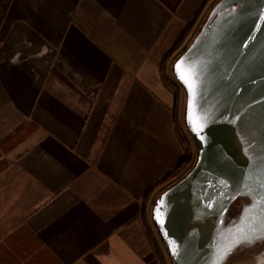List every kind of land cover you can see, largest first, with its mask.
I'll use <instances>...</instances> for the list:
<instances>
[{
  "label": "crops",
  "instance_id": "1",
  "mask_svg": "<svg viewBox=\"0 0 264 264\" xmlns=\"http://www.w3.org/2000/svg\"><path fill=\"white\" fill-rule=\"evenodd\" d=\"M202 0H0V264H161L146 192L185 153L159 65Z\"/></svg>",
  "mask_w": 264,
  "mask_h": 264
},
{
  "label": "water",
  "instance_id": "2",
  "mask_svg": "<svg viewBox=\"0 0 264 264\" xmlns=\"http://www.w3.org/2000/svg\"><path fill=\"white\" fill-rule=\"evenodd\" d=\"M173 71L193 170L156 201L173 264H264V0H220Z\"/></svg>",
  "mask_w": 264,
  "mask_h": 264
},
{
  "label": "trees",
  "instance_id": "3",
  "mask_svg": "<svg viewBox=\"0 0 264 264\" xmlns=\"http://www.w3.org/2000/svg\"><path fill=\"white\" fill-rule=\"evenodd\" d=\"M219 1L220 0L201 1L197 10L187 22L180 37L177 39L171 49L164 55L159 65L161 82L165 89H167L174 97V125L183 145L185 156L183 161L172 172L149 188V190L146 192L141 201V210L143 214L149 212L150 209L154 210L158 198L168 189L184 179L193 170L197 162L198 151L186 124V92L184 88L178 83L173 71V67L175 62L186 51L194 38L199 34L201 27L207 21L212 7ZM156 229L162 240L157 227ZM162 243L166 250L168 259L170 260L171 264H173L163 240ZM159 260L161 264H166V259L164 257L159 258Z\"/></svg>",
  "mask_w": 264,
  "mask_h": 264
}]
</instances>
